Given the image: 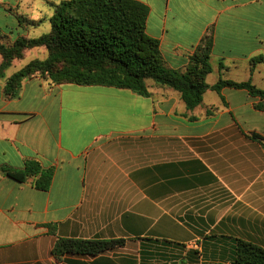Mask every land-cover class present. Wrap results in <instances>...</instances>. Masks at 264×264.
I'll use <instances>...</instances> for the list:
<instances>
[{
    "label": "crops",
    "instance_id": "1",
    "mask_svg": "<svg viewBox=\"0 0 264 264\" xmlns=\"http://www.w3.org/2000/svg\"><path fill=\"white\" fill-rule=\"evenodd\" d=\"M62 1L0 0L1 36L13 43L46 34L50 2ZM136 1L149 8L146 30L168 67L184 71L212 35L208 84L264 89V0ZM20 16L44 22L27 27ZM16 72L0 70V264H232L238 238L264 248V150L248 138L264 137L260 98L209 89L189 110L177 92L154 84L143 97L107 86L65 90L36 76L7 99ZM28 161L55 168L48 191L1 171ZM60 237L126 242L60 261L52 253Z\"/></svg>",
    "mask_w": 264,
    "mask_h": 264
},
{
    "label": "trees",
    "instance_id": "2",
    "mask_svg": "<svg viewBox=\"0 0 264 264\" xmlns=\"http://www.w3.org/2000/svg\"><path fill=\"white\" fill-rule=\"evenodd\" d=\"M50 4L55 9L50 18V32L36 38L20 37L13 43L6 42L0 34L2 72L14 61L24 59L28 50L44 47L48 52L46 59L32 60L7 79L5 98L19 97L24 81L39 76L56 85L116 87L143 97L151 95V84H154L177 92L189 110L203 103L209 89H244L261 99L256 108L264 111V89L252 81L220 80L215 86L208 84L207 77L213 70L212 35L206 37L184 71L176 70L166 65L159 41L147 33L149 8L143 3L136 0H67ZM19 20L27 27H37L44 22V19L25 16H20ZM12 119L18 123L22 121L15 115ZM248 138L258 142L264 150L263 136L252 133ZM1 171L20 183L32 180L42 191L51 188L55 175L54 167L43 168L37 161H28L22 170L1 168ZM50 232L55 233V229L51 227ZM125 242V239L60 237L52 253L60 261L69 255L96 257L123 247ZM232 264H264V248L238 238Z\"/></svg>",
    "mask_w": 264,
    "mask_h": 264
},
{
    "label": "rangeland",
    "instance_id": "3",
    "mask_svg": "<svg viewBox=\"0 0 264 264\" xmlns=\"http://www.w3.org/2000/svg\"><path fill=\"white\" fill-rule=\"evenodd\" d=\"M47 27V33L50 31L51 29V25L50 24H47V25H43L41 27V30H44V27ZM48 57V52L46 51L45 48H36L34 49L33 51H31L30 53H28L24 59L22 60H19L17 61L15 64L11 65L8 70L10 72H16L18 71L20 68L24 67L25 65H27L28 63H30L32 60L34 59H41V60H44ZM75 87V86H74ZM63 88L65 90H67L68 88H71L70 85H64ZM76 88V87H75ZM84 99H85V94H82L80 95V98L77 100V102H79L80 106L83 105V102H84ZM69 105H70V101H69V95L66 94V97H65V101H64V110L62 112L63 114V118H64V124H67V120H68V117H69ZM201 111V109H200ZM174 234L176 233H180V231L183 229L182 226H179V225H174Z\"/></svg>",
    "mask_w": 264,
    "mask_h": 264
}]
</instances>
